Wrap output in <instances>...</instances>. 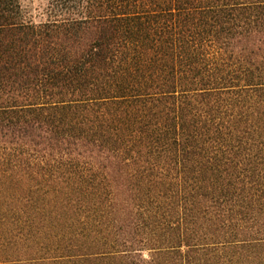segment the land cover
Instances as JSON below:
<instances>
[{"label": "trees", "instance_id": "16d2710c", "mask_svg": "<svg viewBox=\"0 0 264 264\" xmlns=\"http://www.w3.org/2000/svg\"><path fill=\"white\" fill-rule=\"evenodd\" d=\"M0 0V264H264V0Z\"/></svg>", "mask_w": 264, "mask_h": 264}, {"label": "rangeland", "instance_id": "374dc122", "mask_svg": "<svg viewBox=\"0 0 264 264\" xmlns=\"http://www.w3.org/2000/svg\"><path fill=\"white\" fill-rule=\"evenodd\" d=\"M45 0H26L25 4L34 9L42 10L45 6Z\"/></svg>", "mask_w": 264, "mask_h": 264}]
</instances>
